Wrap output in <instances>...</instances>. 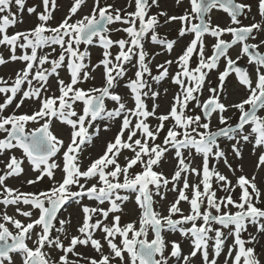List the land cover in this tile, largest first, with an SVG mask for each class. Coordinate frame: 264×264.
Instances as JSON below:
<instances>
[{"label": "snow or ice", "instance_id": "1", "mask_svg": "<svg viewBox=\"0 0 264 264\" xmlns=\"http://www.w3.org/2000/svg\"><path fill=\"white\" fill-rule=\"evenodd\" d=\"M86 4L72 0L53 25L58 0L27 7V0H0V49L8 53L0 51V66L23 65L0 76V264H264V0H256L258 20L244 0H188L180 15L161 0H127L123 8L92 0L79 15ZM25 10L35 26L10 31L24 23ZM217 12L228 24L214 21ZM176 22L175 38L159 31ZM185 37L154 74L156 56L171 55ZM148 44L160 51L150 53ZM232 78L246 92L237 102H229ZM165 80L176 91L161 112ZM26 101L30 110L20 111ZM113 126L102 154L85 156ZM29 172L34 178L24 183L47 180L48 187L7 183ZM128 204L137 215L122 223ZM72 205L81 213L75 233L71 213L62 215ZM176 233L179 239L167 238Z\"/></svg>", "mask_w": 264, "mask_h": 264}, {"label": "rangeland", "instance_id": "2", "mask_svg": "<svg viewBox=\"0 0 264 264\" xmlns=\"http://www.w3.org/2000/svg\"><path fill=\"white\" fill-rule=\"evenodd\" d=\"M244 2L247 3H251L253 5V12L251 13L252 16H256V19L258 20L259 17L256 15V0H244ZM58 3L60 5L59 9L56 11L55 13V19L53 21H51V23L53 25L57 24L60 22V20L67 14L68 9L72 3V0H58ZM108 3H113L116 7H121L123 8L126 3L127 0H108ZM41 5V0H27V6H32V5ZM91 6H92V0H87V4L86 6L81 10V12L79 13V15H84V14H88L91 10ZM189 7L188 4V0H183L182 5H180L179 7L176 5V0H161V8L169 11V14H174V15H180L183 13L184 9ZM15 11V8L13 9ZM41 10V8H38V11ZM132 10V9H129ZM157 11L156 8L152 9V12L155 13ZM78 18V17H75ZM214 21L215 22H219L222 25H226L228 24L229 20L227 17V14L222 13V12H217L214 16ZM251 20L249 19H243V23L244 24H248L250 23ZM37 23L36 17L35 15L29 16L27 14V11L25 10L24 13V23L22 24H18L14 29H10V31H16V30H23V29H27V28H31L34 27L35 24ZM114 27H121V25H114ZM180 25L178 22L173 23L171 25H167L161 29H159V31L161 32V34H167V36L169 38H175L177 35V30L179 29ZM126 34L124 33H113V39L119 38V37H123ZM229 38V37H226ZM191 39V37H185L181 40L178 41L177 46L175 47V50L171 53V55H168L167 53L165 54H161L156 56L155 60L153 61L152 67H153V73H156V69H155V65L157 63H162L165 59H169V58H175L183 49V47L186 46L187 42ZM213 41L211 40V38L208 39V43L211 44ZM83 47V46H82ZM147 50L150 53H155L160 51V49L154 45L148 44L146 45ZM238 48L235 49L232 52L233 58H235V55L238 53ZM0 51H4L5 56L8 55L6 50L0 49ZM57 51H59V49H57ZM113 51H118V49H113ZM92 52V60L95 63L97 61V58L100 56L101 54V49L100 48H92L91 49ZM241 64H243L244 66H247V61L246 58L242 61H240ZM23 67L22 64H20L19 62L14 63V64H8L5 66H0V76L5 77L6 79L10 76H14L15 71L18 70L19 68ZM175 69V66H173V69ZM222 70V67H221ZM134 71V70H133ZM62 77L67 79V74L66 73H61ZM129 75H132V72L129 73ZM210 79L213 80V82H215L216 76L215 73H213L210 76ZM53 83V88L55 87L54 85V81H52ZM97 85H99L101 83V80L99 79V76L97 77V80L95 82ZM123 83V82H122ZM83 87H88V84H84L82 85ZM163 88H167L168 89V95L167 97L163 98L160 103L162 105L160 111H166L168 104L171 101V97L173 95V93L176 91V86L171 84L170 80H165L162 82L161 85V90ZM117 91H120L121 94H126L127 89H124L123 87H121L120 89H117ZM58 95V93H57ZM205 95H207V93H205ZM246 95L245 90L242 87L237 86L234 78H232L231 83L229 84V102H237L239 101V99L243 98ZM3 101V97L0 96V102ZM26 107L21 108L20 111H29L30 107H28L27 105H30V102L26 101ZM149 104H151V102L149 101ZM113 105L111 103H109V107H112ZM129 106L131 105V100H129ZM11 111V108L8 110ZM228 115L232 116V123L236 122V119L238 118V113L233 112H229ZM152 123H156L155 121H152ZM213 124H216V121H213ZM57 128H59V125L57 124ZM116 131V127L113 126V128L111 129V131L108 132H102L100 137L98 139L94 140V146H90L87 150V152L85 153V156H90L91 158H95L97 155L102 154V150L103 147L106 143L107 140H109ZM17 155H19V153H17ZM3 157H0V160H3ZM255 160V156L252 154L251 152V145H247L246 146V151H245V160H244V164H245V171L246 174L251 175L252 171H253V164L252 162ZM90 161L88 159H85L84 163L85 165L87 163H89ZM121 162H123V160L121 159ZM200 163L199 158H197V160L195 161V164L198 165ZM237 162L233 163V166H236ZM0 167H2V165H0ZM220 171H222L224 174L229 175V177L231 179H233V182H235V177L232 176V174L228 171L227 168H225L223 166V163L221 162L220 165L218 166ZM33 173L29 172L27 176H22L18 179H10L7 183L12 186V187H18L20 188L22 191H37V190H42L45 189L46 187H48L49 185V181L45 180L43 183L37 184L36 186H32V185H27L26 183H24V181L26 179H30V178H34ZM237 175H239V173H237ZM57 178H59V173L57 174ZM239 193V189H237V193L235 195H238ZM218 196L220 195H224V193L222 192H218L217 193ZM174 195V194H173ZM173 198L172 195L169 196V200H171ZM85 203H94V202H89V201H85ZM107 206V205H105ZM181 207L183 208L185 214H187L188 209H189V205L187 203L182 202ZM126 215L122 217V223H126L132 219L136 218L137 212L135 211V205L134 204H128L126 209ZM69 213H71L72 216V223H73V233H75V226L79 223L80 219H81V213L79 211V209L77 208L76 205H72L70 207H68L67 212H64L62 215L63 216H67ZM9 214H14V210L13 209H9ZM165 214H166V205H165ZM20 219H24L23 217H19ZM98 238H99V234H97ZM167 238L169 239H179V234H167ZM107 246L105 245V248ZM78 251L84 253L85 255H90V256H96L97 254L92 251L90 248L85 249V248H78ZM197 264H199V262H197Z\"/></svg>", "mask_w": 264, "mask_h": 264}, {"label": "water", "instance_id": "3", "mask_svg": "<svg viewBox=\"0 0 264 264\" xmlns=\"http://www.w3.org/2000/svg\"><path fill=\"white\" fill-rule=\"evenodd\" d=\"M242 66H244V65H242Z\"/></svg>", "mask_w": 264, "mask_h": 264}]
</instances>
